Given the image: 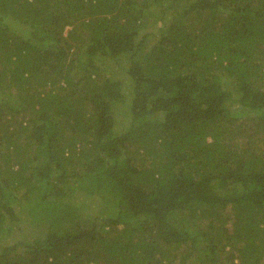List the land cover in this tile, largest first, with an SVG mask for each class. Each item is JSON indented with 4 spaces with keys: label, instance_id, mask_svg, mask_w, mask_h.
I'll return each instance as SVG.
<instances>
[{
    "label": "trees",
    "instance_id": "1",
    "mask_svg": "<svg viewBox=\"0 0 264 264\" xmlns=\"http://www.w3.org/2000/svg\"><path fill=\"white\" fill-rule=\"evenodd\" d=\"M0 264H264V0H0Z\"/></svg>",
    "mask_w": 264,
    "mask_h": 264
},
{
    "label": "rangeland",
    "instance_id": "2",
    "mask_svg": "<svg viewBox=\"0 0 264 264\" xmlns=\"http://www.w3.org/2000/svg\"><path fill=\"white\" fill-rule=\"evenodd\" d=\"M104 65H105V64H104ZM1 243H2V244H3V243L5 244V241L3 240Z\"/></svg>",
    "mask_w": 264,
    "mask_h": 264
}]
</instances>
